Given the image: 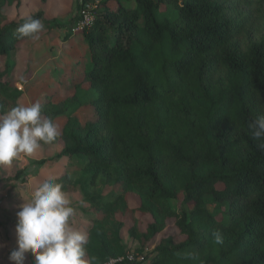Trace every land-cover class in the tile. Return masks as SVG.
I'll return each mask as SVG.
<instances>
[{
    "label": "trees",
    "instance_id": "16d2710c",
    "mask_svg": "<svg viewBox=\"0 0 264 264\" xmlns=\"http://www.w3.org/2000/svg\"><path fill=\"white\" fill-rule=\"evenodd\" d=\"M86 3L93 19L80 32L89 64L66 81L62 100L45 94L40 101L45 118L67 117L52 141L63 146L33 161L69 156L56 178L66 192L80 190L93 211L87 228L74 225L89 234L86 258L141 264L148 250L147 264H264V149L248 128L264 115V33L245 41L253 26L247 9L261 10L264 0H79L70 25ZM25 6L0 0V113L23 93L12 52L30 38H18V25L29 16L63 25L43 9L13 14ZM66 27L67 39L75 32ZM86 104L94 120L77 115ZM14 171L5 176L0 166V183L26 167ZM131 196L140 202L132 205ZM120 216L133 220L128 232L140 242L132 259ZM169 220L183 238L153 240Z\"/></svg>",
    "mask_w": 264,
    "mask_h": 264
},
{
    "label": "rangeland",
    "instance_id": "374dc122",
    "mask_svg": "<svg viewBox=\"0 0 264 264\" xmlns=\"http://www.w3.org/2000/svg\"><path fill=\"white\" fill-rule=\"evenodd\" d=\"M23 2L26 4L25 7H19L18 9L13 10V14L19 12L23 15L30 14L33 12H37L40 9L45 10L44 14L47 18H58L61 21L62 26H56L54 22H45L42 21L41 23L44 25V29L39 34V39H28L24 42H22L19 45V48L12 52V57L17 61L16 69L14 70V75L16 79H27L29 80V76L33 75V73H37V78L33 81L34 83H38L36 86H40L42 88L44 87H50L53 86L55 82V79H57V76L53 77L51 80V77H48V72L50 73L48 68H51L54 64V67H57L58 69L65 68L67 70L68 65L74 66L76 64L75 60L78 58H82L85 55V43L83 41L81 28H79V21L81 18H79L77 21L75 20V23L72 25L71 22L74 21L77 14H79V7L78 3L79 0H23ZM91 5V8L93 7L92 3H89ZM84 8V7H83ZM258 5L252 6L251 8L247 9V12L251 14V20L253 22V26L248 30L247 36L245 41L251 42L256 37L264 33V6L261 10L258 9ZM69 24V25H66ZM66 26H70V29L73 30L74 28H77L75 31V34L70 35L71 37L68 41H64L68 35V28ZM57 58L56 61L60 62V64H55L56 61H53V58ZM55 62V63H54ZM56 68V69H57ZM65 72V71H64ZM42 74V75H41ZM45 74V75H43ZM64 75L62 74V77ZM65 77V76H64ZM49 79V81H48ZM23 81V83H24ZM80 112V117L82 120H88V119H95V113L91 106H87L83 108ZM41 147L49 150L51 148V143H43L41 142ZM55 144H58V147L63 146V140L59 139L57 142H54ZM23 154V153H22ZM25 155V154H24ZM36 153L29 156L27 155L28 163L33 165H39L34 164V158H40L41 154L38 157ZM19 158V157H18ZM37 160V159H36ZM16 163H19V159H17ZM13 164V161L11 164L3 165L4 166V174L5 176L13 174L15 171L18 170L21 166L20 164ZM48 165V164H44ZM44 165H39L38 168L43 167ZM30 166V165H29ZM29 166L26 167V169H29ZM62 164L60 165V168H62ZM67 166V165H65ZM47 167V166H45ZM25 168V167H24ZM66 168V167H65ZM50 170L48 167L47 169H44L45 175L52 177L59 174H50ZM64 171V168L63 170ZM43 172V173H44ZM38 172L35 174H25L23 178L18 179H12V180H5L1 184H5V182L8 181H16L19 180V182L24 183V185H19V182L12 183L8 189H4V191H1L2 197L7 198V202L10 200L13 202L14 199H10V196H14V198H17L19 195H17V191L21 193L20 199L17 202L24 203V200H30L31 195L34 192V190L40 185L39 183H35V180H33V185L28 188V184H25V182L29 181L31 177H36ZM64 173V172H63ZM28 175V177H27ZM33 178V179H34ZM37 178V177H36ZM22 186V189L20 188ZM24 189V190H23ZM109 186H99V190L106 193L109 191ZM68 194L69 199L72 201V205L75 208V215L70 219V223L74 225L87 228L90 223L91 219L89 216L93 215V211L89 208V203L83 201V195L80 190L77 191H69L66 192ZM0 199V264H13V262H10L8 259L9 253L17 247V236H16V224H17V212L21 210L19 205H12L7 203H2ZM82 202V203H81ZM140 202L139 198L136 196L130 197V203L132 205H137ZM172 204L174 208H177L183 204V195L180 194L178 199L172 200ZM207 207L211 211H216V205L215 203L208 200ZM11 208V209H9ZM17 208V209H16ZM6 217V218H5ZM140 217V214H139ZM122 220H124V226L122 227V236L124 239V242L127 244L128 249L130 253L136 254L137 251L140 248V242L131 237L129 235L128 229L133 224V220L129 218H123L120 216ZM141 220L139 222V225L144 228L148 221L151 219L149 216L141 217ZM169 234L176 235V239L180 240L183 237L179 235V230L176 228V226L173 224V220H169L168 226L164 231H162L160 234H158L155 239L153 240H159L163 236H167ZM154 241H151L150 244H153ZM150 252L148 250L143 251L142 255L145 256V259L143 260V263L141 264H147L148 260L150 258ZM25 264H34V258L31 253L27 254V259L25 261Z\"/></svg>",
    "mask_w": 264,
    "mask_h": 264
},
{
    "label": "clouds",
    "instance_id": "9594fccd",
    "mask_svg": "<svg viewBox=\"0 0 264 264\" xmlns=\"http://www.w3.org/2000/svg\"><path fill=\"white\" fill-rule=\"evenodd\" d=\"M43 29L40 19L29 16L18 25L16 34L18 38L39 39ZM248 128L264 149V115L251 120ZM60 134L59 126L42 115L39 102L17 104L0 116V166L11 164L22 153L31 156L41 142L51 143ZM24 201L17 212V247L9 253L10 262L25 264L31 253L34 264H94V257L86 258L89 234L70 223L75 208L55 176L45 179L31 199ZM213 235L215 243H223L219 231Z\"/></svg>",
    "mask_w": 264,
    "mask_h": 264
},
{
    "label": "crops",
    "instance_id": "0c3cea01",
    "mask_svg": "<svg viewBox=\"0 0 264 264\" xmlns=\"http://www.w3.org/2000/svg\"><path fill=\"white\" fill-rule=\"evenodd\" d=\"M83 37V35H82ZM71 37L65 39L64 41H68ZM83 41H84V37H83ZM85 43V41H84ZM57 58H53V61L55 60L56 61ZM76 64L74 66H71L70 64L68 65L67 67V70L65 68H61V69H58L57 67H54V64L51 68H48L49 71H51L50 73L48 72V77H51L53 75L57 76V79H55V82L52 83L54 84L53 86L50 85V87H40V86H36L38 83H34L33 81L38 77L37 76V73H33V75L29 76V80L27 79V83H26V80L24 81V83H22V86H23V93L20 95L19 99H18V102L20 105H30L31 103H34V102H39L41 101V99L43 98V96L45 94L51 96V98L54 100V101H60L62 100L65 95H66V92L68 90V86L66 84V81L70 78H77V77H82L88 64H89V55L87 53V50H86V43H85V55L82 57V58H78V60L76 59L75 60ZM55 63V62H54ZM55 64H60V62H57ZM57 68V69H56ZM65 71V72H64ZM62 74L65 76L62 77ZM42 75V74H41ZM45 75V74H43ZM53 76V77H55ZM51 77L50 80L53 78ZM49 81V79H48ZM70 87V86H69ZM87 106H91L93 108L92 105L90 104H86V105H83L81 106L78 111H77V115L79 116L80 115V110H82L83 108L87 107ZM94 110V108H93ZM95 113V112H94ZM4 114L6 113H0V116H3ZM96 117V116H95ZM79 118L81 119V117L79 116ZM67 120V117L64 116V115H61V116H58L54 123H56L59 128H60V132L62 131V128L65 124ZM82 120V119H81ZM89 120H94L93 119H88V120H83V121H89ZM42 144V143H41ZM62 147H58V144H51V148L49 150L45 149V148H42L40 147L35 153L37 154V156H33V157H38L40 154H41V157L40 158H44V157H50V156H53L55 153H57L58 151L61 150ZM33 155V154H32ZM40 158H34V160L36 159H40ZM17 159H19V163L21 166H19L16 161ZM28 159H27V155L25 154H20L19 158H15L13 160V164H17L18 167H20L19 169H22L24 167H28L29 165V169H26V172L21 176V178L25 177L24 175L25 174H28V175H32V174H35L36 172H38L36 175V177H31L29 179V181L25 182V184H28V188L27 190L29 189L30 186L33 185V180H35V183H39L41 184L45 179H47L48 176H44L46 172H44V169H47V167L50 170V174H60L59 175H56L55 177L57 176H60L63 174V172L65 171V165L68 164L69 162V156H61L59 159H57L56 161L48 164V165H44L43 167L41 168H38L39 165H33V164H29L27 165V162ZM63 165L62 168H60V165ZM47 166V167H45ZM64 168V171H62ZM3 169H4V166H3ZM44 172V173H43ZM27 175V177H28ZM20 178V179H21ZM29 178V177H28ZM34 178V179H33ZM19 179V180H20ZM14 180V179H13ZM19 180H16L14 181L15 183L19 182ZM13 181H8V182H5V184H7L6 186L1 184L0 183V199L2 197V194H1V191H4V189H8L10 187V185H12V183H14ZM19 185H24V183L22 184V182H19ZM20 188L22 189V186H20ZM24 190V189H23ZM17 195H19L17 198H14V196H10L9 198L10 199H14L13 202L12 201H8L7 202V198L3 196V198L1 199V202L2 203H7V204H12V205H16L18 204L17 202L19 201L18 199H20V196H21V193L19 191L16 192ZM23 203H19L18 207L21 208V205ZM11 209V208H9ZM17 209V208H16ZM6 218V217H5Z\"/></svg>",
    "mask_w": 264,
    "mask_h": 264
},
{
    "label": "built area",
    "instance_id": "2783aa9c",
    "mask_svg": "<svg viewBox=\"0 0 264 264\" xmlns=\"http://www.w3.org/2000/svg\"><path fill=\"white\" fill-rule=\"evenodd\" d=\"M88 8H91V5L89 3H86L82 12H83V17L80 19L78 25L79 28H83L86 24H90L92 22L93 16L91 10ZM77 30V28H74V32ZM144 256H140V259H142ZM129 258L132 259L134 258V254L130 253Z\"/></svg>",
    "mask_w": 264,
    "mask_h": 264
}]
</instances>
